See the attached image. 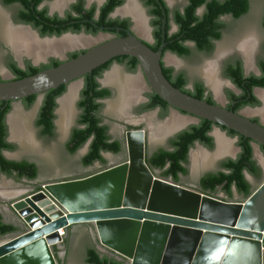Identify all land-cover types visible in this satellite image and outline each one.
Returning <instances> with one entry per match:
<instances>
[{
    "label": "water",
    "instance_id": "water-1",
    "mask_svg": "<svg viewBox=\"0 0 264 264\" xmlns=\"http://www.w3.org/2000/svg\"><path fill=\"white\" fill-rule=\"evenodd\" d=\"M155 1L163 13L157 50L134 28L116 37L107 33L113 27L86 20L99 33L80 35L104 39L55 67L0 80V101H18L62 85L70 89L112 59L132 56L151 90L172 109L250 138L255 157L258 146H264L263 122L181 91L165 76L162 63L171 54L164 51L168 16L164 4ZM126 147V162L93 175L49 181L37 191L16 190L22 193L8 207L17 216L16 232L0 240V264H59L55 249L63 246L70 227L83 223L92 224L99 246L125 264H264V179L246 199L227 201L156 176L145 161L143 130L127 132Z\"/></svg>",
    "mask_w": 264,
    "mask_h": 264
},
{
    "label": "trees",
    "instance_id": "trees-1",
    "mask_svg": "<svg viewBox=\"0 0 264 264\" xmlns=\"http://www.w3.org/2000/svg\"><path fill=\"white\" fill-rule=\"evenodd\" d=\"M6 6L20 4L21 11L16 15L18 22L31 25L36 29L41 36H61L67 32L89 34H97L99 30L86 20H94L100 26H126L130 27L131 23L128 19H112L110 14L120 6L124 0H106L100 8V13L97 19V5L93 4L90 8H86L85 0H77L71 7V10L66 13L65 17L58 15H48L47 8L39 9L40 4L45 0H0ZM149 9V14L152 17L151 26L153 28V37L155 42L151 44L153 50H157L162 42V22L163 13L159 4L155 0H142ZM167 11L168 22L166 26V51H171L181 57H187L191 54V48L187 43H192L195 49L199 52H211L214 48V42L222 38L224 23L222 17L231 16L234 19H239L248 13L250 8V0H188L187 5L183 10L176 9L171 11L165 0H160ZM204 7L202 14H198V10ZM173 20L178 26L175 33H170V21ZM264 27V14L263 22ZM116 34L118 37L126 36L125 32H119L116 29L108 31ZM85 51V50H84ZM73 52L71 58L78 56L84 52ZM119 59L123 62H128V66L132 71H135L139 66V61L132 56H120ZM62 61L52 58L48 64H43L40 67L32 66L28 63V67L24 70L19 68L10 58L8 63L10 68L16 75V79H21L26 76L36 74L44 69L55 67ZM108 68V64L105 65ZM163 72L167 79L178 89L184 91L196 98L205 99L210 103H214L212 97L206 94V88L202 82L197 81L192 90L186 89L187 75L181 72L174 75L172 67L165 66L162 63ZM103 67L100 70H94L92 74L85 75V84L81 91V98L78 107L81 110L79 125L73 129L71 137L67 143V149L70 153H75L88 140L91 139L89 152L83 157V163L90 165L95 161L104 163L101 152L119 151L120 142H109L108 126L102 124L101 118L98 115L101 103L98 99L109 96L108 89L100 88L97 78L101 76ZM260 75L245 76L243 71L242 61L240 59L229 63L224 68L225 76L239 88L242 92L236 94L233 91H227L226 95L229 100L228 109L238 112L244 106H260V100L253 94V89L256 87L264 88V59L259 63ZM67 89V85L59 86L45 93L44 100L40 109L37 124L42 130L43 135H54V110L56 107V99L61 96ZM35 96L26 99L27 106L34 102ZM235 106L233 104L235 102ZM5 106V111H0V168L5 169V172L11 175L14 169L18 175L17 179L27 178L34 180L37 177L38 168L35 163L27 161L13 162L2 156L3 149H11L13 145L6 142V125L4 122L5 114L10 108V103L1 102ZM155 106H160L165 112L168 111V104L162 100L157 94L152 93L150 103L147 108L153 109ZM215 124L206 119H201L197 125L191 126L189 129L180 132L172 141V150H160L153 154L151 158L146 159L150 168H159L162 170V176L165 178L171 177L177 182L179 174H187L188 169L185 166L188 160L190 148L195 142H200L212 149L214 147V139L209 134ZM228 131V134L238 137V146L240 152L234 159L225 160L222 163V170L211 172L204 175L200 180L202 190L209 194H214L219 188L232 198L233 190L242 194L246 199L252 194L251 184L246 178L245 172L254 176L260 175V167L253 158L254 149L252 140L243 135L237 134L235 131L222 127ZM264 152V146H261ZM168 165L165 169L164 167ZM16 227L13 224L6 223L2 220L0 213V235L4 236L15 232ZM86 262L88 264H123L108 255L101 254L96 247H91L87 250ZM59 264L61 261L59 260Z\"/></svg>",
    "mask_w": 264,
    "mask_h": 264
},
{
    "label": "rangeland",
    "instance_id": "rangeland-1",
    "mask_svg": "<svg viewBox=\"0 0 264 264\" xmlns=\"http://www.w3.org/2000/svg\"><path fill=\"white\" fill-rule=\"evenodd\" d=\"M75 1L76 0H52L47 2L44 7L49 9V13L51 15L63 16L71 7V5L75 3ZM87 1L88 0H86V2ZM130 2L131 6L135 8V15L140 18L142 17L141 20L143 19L144 22L141 21V24L138 26V21L133 14L128 15L116 13L115 18L123 17L132 19L135 23L138 35H140L142 38L153 41V39L150 37L152 31L150 14L142 0H124L123 4L118 8V10L125 7ZM167 2L170 9L174 11L176 9H183L188 3V0H167ZM102 3H104V0H91V4L100 5ZM263 14L264 0H250L249 11L241 18L234 19L231 16L222 17L221 20L224 23L223 35L221 39L214 42V48L211 52H199L195 49L192 43H189V46L192 50L189 56L178 57L173 54H167L166 60L168 64L170 63L171 65H175L180 70H182L192 81L198 80L205 83L209 88L212 97L225 106L228 103L226 98L227 91L239 93V90L224 74V68L227 64L240 59L244 65L245 71L248 74L259 75L260 73L259 63L264 59V27L262 25ZM16 15L17 8L15 6H6L0 1V74L4 78L10 77V75L7 74L5 70L7 52L13 51L17 55L18 59L23 57L31 59L32 57L26 53L18 52L11 44L10 31L16 29H28L26 26H23V24L17 21ZM176 30L177 26L174 22H172L171 32L173 33ZM30 31L35 39L40 41L46 40L38 38L32 30ZM72 35L73 34L70 36ZM96 43V41H92L91 43L84 42V44L65 50L61 54H47L45 55L46 57L43 56L42 59L40 58V60L35 61V63L39 65L48 61L50 58H64L69 52L88 49ZM247 43L249 44L248 49H246L247 47L245 46ZM110 73V76H107V80L120 76L123 77L125 83H127V80H130L134 77L135 79L141 81L143 85L142 92H139L141 90L140 89L138 94L142 93L144 95V93L149 91L148 86L143 83L142 71H138L134 76L116 65L113 67V70ZM211 76L212 78L210 80L209 77ZM107 80H105V82ZM127 85L128 84H126V86ZM72 86L75 87H73L72 91L67 92L64 96H62L57 105V113L55 118L56 124L54 135L52 137H46L40 133L39 128L35 123V118L37 115L36 107H26L22 102L14 103L15 107L10 118V126L12 127L13 133L11 136V141L16 145L13 154L17 157L27 158L36 162L40 170L39 177L30 185V187H34L37 184L49 181H61L82 177L88 172L81 164L83 149L75 154H70L66 150V142L71 129L77 125V119L79 115L78 101L81 91L80 80L74 82ZM128 89L129 87L127 86V101L135 100L138 94L135 97H131L128 93ZM259 98L262 101L260 106H257L256 108H246L244 110V114L260 117L262 122H264V94ZM110 102H108V106H105L106 104H104L102 108V115L106 123L115 127V125H117V120L121 119L123 114L121 112V108H111ZM173 117L179 120L177 121L178 125L173 128L166 127L169 120H171ZM126 120L131 126H144L145 129L150 133L151 140H153L151 142H156L155 144H152L155 145V148L159 146H166V141H164L163 137V135L166 133L164 132L166 129H180L198 122L197 119L187 117L186 115H183V113L177 111H173L172 116L167 117H161L156 111H150L142 117H128ZM161 131L164 132V134L161 133ZM212 134L217 140L216 148L209 150L203 145L197 144L196 147L192 149L191 153V160L189 163L191 174L183 180L184 183L190 184L196 190L200 189L198 186V178L200 175L209 171L217 170L220 166V159L222 157H236L239 153L238 140L236 136L228 134L222 127L217 125L214 126ZM113 136L115 138L122 137L121 130L115 128L113 131ZM259 152L257 153L258 156H256L262 159V152ZM108 158L109 160L105 165L97 164L96 167L91 169V171H98L102 168L118 164L126 159L123 155L111 157L108 156ZM246 174L251 182L253 190H255L261 184L264 178H254L248 172H246ZM155 175L165 178L159 171H156ZM166 179L170 178L168 177ZM23 185L24 183L22 181L17 182L13 178H0V210L2 212L8 209V207L11 205V202L16 199L15 197L17 195L22 193H16L15 191L22 189ZM13 189L15 190L13 193L15 196L11 195V191ZM213 195L228 198L221 188H219ZM234 198L236 200L244 199V196L234 190ZM9 218L8 220L10 221ZM88 241V236L84 235L82 236V241L80 240L78 243L72 244L70 255L73 264H85L84 243Z\"/></svg>",
    "mask_w": 264,
    "mask_h": 264
},
{
    "label": "flooded vegetation",
    "instance_id": "flooded-vegetation-1",
    "mask_svg": "<svg viewBox=\"0 0 264 264\" xmlns=\"http://www.w3.org/2000/svg\"><path fill=\"white\" fill-rule=\"evenodd\" d=\"M50 1H52V0H45V1H43L41 4H40V6L41 5H43L42 7H40L39 6V9H43V8H46V7H44V5L47 3V2H50ZM86 1V0H85ZM105 1L106 0H104V3H105ZM77 2V0L75 1V3ZM89 2H91V0H88L87 2H86V4H85V7L86 8H90L93 4H91L90 3V6H88V4H89ZM104 3H102L101 4V6L104 4ZM165 3H166V5H167V7L170 9V7L168 6V2H167V0H165ZM123 4V3H122ZM121 4V5H122ZM143 4H144V2H143ZM73 5V4H72ZM72 5H71V7H72ZM97 5V10H96V16H95V19H97L98 18V16H99V13H100V8H101V6L99 7V4H96ZM120 5V6H121ZM145 5V4H144ZM187 5V4H186ZM185 5V6H186ZM13 6H15L16 8H17V14L21 11V6H20V4H14ZM120 6H118V7H120ZM146 6V5H145ZM71 7L68 9V11L67 12H69L70 10H71ZM147 8V7H146ZM116 9V8H115ZM147 10H148V12H149V9L147 8ZM171 10V9H170ZM180 10H183V9H180ZM47 11H48V15H50V16H54V15H51L50 13H49V9L47 8ZM99 11V12H98ZM115 11V10H114ZM114 11L112 12V13H114ZM172 11V10H171ZM66 12V13H67ZM117 12V11H116ZM116 12H115V14H116ZM66 13L63 15V16H60V15H58L59 17H65V15H66ZM112 13L110 14V18H112V19H128L129 21H130V23H131V25H130V27L128 28V27H126V26H117V27H113V26H110V27H113V30L114 29H116L117 31H119V32H125L126 33V29H130V28H134V32L138 35V33H137V31H136V28H135V23H134V21L132 20V19H130V18H123V17H119V18H115V14H114V16H111L112 15ZM132 16V15H131ZM133 17V16H132ZM151 21H152V17H151V15H150V23H151ZM172 22H174L173 20H171L170 21V25H171V23ZM175 23V22H174ZM21 24H23V23H21ZM92 24V23H91ZM23 25H25V26H30V27H32L31 25H27V24H23ZM94 25V24H93ZM95 26V25H94ZM177 26V25H176ZM96 27V26H95ZM151 28H152V26H151ZM32 30L33 31H35L39 36H40V38H45V37H53V36H41L40 35V33L36 30V29H34L33 27H32ZM177 30H178V26H177ZM176 30V31H177ZM111 31V30H110ZM175 31V32H176ZM175 32H173V33H175ZM67 33H71V34H73V35H80L81 33H86V32H81V33H73V32H67ZM67 33H64V34H67ZM99 33V32H98ZM97 33V34H98ZM107 33H109L108 31H107ZM170 33H172L171 32V29H170ZM63 34V35H64ZM86 34H88V35H93V34H89V33H86ZM97 34H95V36L97 35ZM110 35H113V36H116V34H112V33H109ZM62 36V35H61ZM140 36V35H139ZM58 37H60V36H58ZM116 37H118V36H116ZM141 37V36H140ZM150 37L153 39V41H150L149 39H146V38H143L146 42H148L150 45L151 44H153L154 42H155V39H154V37H153V28H152V31H151V35H150ZM188 45H189V43H187ZM93 46V45H92ZM91 46V47H92ZM90 47V48H91ZM89 49V48H88ZM86 51L87 49H81V50H78V51H73V52H81V51ZM84 51V52H85ZM73 52H69L68 54H66L65 55V57L64 58H54V59H59V60H61V61H64V60H68V59H71V57H70V54L71 53H73ZM166 52H170L171 53V55L173 54V55H176V56H178V57H181V56H179V55H177V54H175V53H173V52H171V51H166ZM63 53V52H62ZM51 55H53V54H51ZM126 56V55H125ZM46 57V56H45ZM119 57L120 56H118V57H116V58H114V59H112L111 61H109V62H107L106 64H108V68L105 66L106 64H104V65H102V66H100V67H98L97 69H95V70H100V69H102L103 67H105L103 70H102V73H101V76L100 77H98L97 78V81H98V83H99V85H100V88H104V89H108L109 91H110V94H109V96H107V97H104V98H102V99H98L97 100V102H99V103H101V109H100V111L98 112V115H99V117L101 118V121H102V124H104V125H107L108 126V135H109V142H114V141H119L120 142V150L119 151H107V150H103L102 152H101V154H102V157H103V159H104V163L103 162H100V161H95V162H93L92 164H90V165H85L84 163H83V157L89 152V148H90V144H91V139L90 140H88L82 147H80L75 153H77L78 151H80V150H82L83 151V155H82V157H81V164H82V166L88 171L87 173H86V175H83L82 177H87V176H90V175H93V174H95V173H98V172H100V171H103V170H105V169H107V168H109V167H112V166H114V165H112V166H108V167H105V168H102V169H100V170H98V171H91V169H93L94 167H96V165L97 164H100V165H105L106 163H107V161L109 160V158H108V156L109 157H111V156H119V155H123V156H125V158L126 159H124V161H122V162H120V163H123V162H126L128 159H129V153H128V150H127V147H126V134H127V132H129V131H132V130H143L144 132H145V161H146V159H149V158H151V156H153V154H155L156 152H158V151H160V150H162V149H164V150H172L173 149V146H172V141H173V139H175V137L180 133V132H182V131H184V130H187V129H189L191 126H193V125H197L199 122H200V120L199 119H197L196 117H193V116H191V115H188V114H185V113H183V112H180V113H183V115H186L187 117H192V118H195V119H197L198 120V122L197 123H195V124H192V125H189V126H186V127H183V128H178V129H166L164 132H166L165 134H164V132H162L161 131V133H163L164 135H163V137H164V141H166L165 142V144H166V146H159V147H157V148H155L154 146L155 145H152V144H155L156 142L154 141V142H151V141H153V140H151V137H150V133L145 129V127L144 126H131L130 124H129V122L126 120V118H128V117H136V116H144L145 114H147L148 112H150V111H156L161 117H167V116H172V114H173V111H175L174 109H172V107L168 104V111L166 112V114H165V112L161 109V107L160 106H155V107H153V109H144V108H147V105L150 103V99H151V94L152 93H154L152 90H151V88L149 87V85H148V83H147V81H146V79H145V77H144V75H143V83L146 85V86H148V88H149V91H147L146 93H144V95L142 94V93H140V94H138V96L136 97V99L135 100H133V101H127V98H126V92H127V86H126V84H128V82H129V80H127V83H125V80H124V78L123 77H120V76H117V77H115L114 79H110V80H107V76L108 75H110L111 73V71L113 70V67L114 66H119V67H121L124 71H127V72H129L131 75H134L135 76V74L138 72V71H142L141 70V68H140V65L138 66V68L135 70V71H132L130 68H129V66H128V62H126V61H128V60H126V61H121L120 59H119ZM166 57H167V55L165 56V59H164V65L165 66H168V67H172L173 68V70H174V75H177V74H179V73H181V72H183L182 70H180L178 67H176L175 65H171L170 63L168 64V62H167V60H166ZM10 58V60H12L14 63H16V65L19 67V68H21V69H26L27 67H28V63L29 64H31L32 66H35V67H40L41 65H43V64H48L49 62H50V60L52 59V58H50L48 61H46V62H44V63H42V64H39V65H37L36 63H35V61H39L40 59H38V60H35L34 58H32L31 57V59H29V58H27V57H23V58H21V59H18V57H17V55L13 52V51H9V52H7V56H6V62H5V70H6V72H7V74H9L10 75V77L9 78H4L1 74H0V80H13V79H16V75H15V73L12 71V69L10 68V65H9V63H8V59ZM42 59V58H41ZM242 65H243V63H242ZM45 70V69H44ZM43 71V70H42ZM243 71H244V75L247 77V76H250V75H252V74H248L246 71H245V68H244V65H243ZM259 71H260V69H259ZM41 72V71H40ZM93 73V72H92ZM92 73H90V74H92ZM142 74H143V72H142ZM261 74V71H260V73H259V75ZM34 75V74H33ZM254 75H256V74H254ZM130 78H131V76H130ZM134 78V77H133ZM132 78V79H133ZM80 80V84H81V91H82V89H83V87H84V84H85V76L84 77H82L81 79H79ZM105 80H107L106 82H105ZM230 80V79H229ZM139 81V80H138ZM198 80H195V81H192L191 79H189V77L187 76V85H186V89H189V90H192L193 88H194V85H195V83L197 82ZM231 81V80H230ZM200 82H202V81H200ZM140 83H141V81H140ZM203 83V82H202ZM141 85H142V83H141ZM203 85L205 86V88H206V94L207 95H210L211 97H212V95H211V93H210V91H209V88L206 86V84L205 83H203ZM234 85V84H233ZM122 87V88H121ZM236 87V86H235ZM237 88V87H236ZM238 90H239V93H236V94H240L242 91L239 89V88H237ZM254 89H255V93H254ZM253 89V94L260 100V98H259V96L257 95V92H256V87ZM142 90H143V85H142V88H141V90L139 91V92H142ZM81 91H80V97H79V101H80V98H81ZM67 92H69V88H68V85H67V89H66V91L61 95V96H59L57 99H56V107H55V110H54V115H55V117H54V127H55V118H56V113H57V105H58V103H59V100H60V98L62 97V96H64ZM46 93V92H45ZM45 93H43V94H41V95H32V96H35V99H34V102L30 105V106H27V104H26V99H28L29 97H31V96H29V97H27V98H24V99H21V100H18V101H14V102H6V105L7 104H9L10 103V108L8 109V111L6 112V114H5V118H4V122H5V125H6V132H7V134H6V142L7 143H10V144H12L13 145V148H11V149H3L2 151H1V154H2V156L3 157H5L7 160H10V161H13V162H23V161H27V162H30V163H35L36 164V166H37V168H38V173H37V177H36V179H34V180H29V179H27V178H22V179H17L16 177H17V175H18V173L13 169L12 171V173H11V175H9L8 173H6L5 172V169H3V168H0V178H13V179H15L17 182H20V181H22L23 183H24V185H23V187H22V189H24V190H27V191H37V190H40L41 189V186L44 184V183H40V184H37L36 186H34V187H30V185L34 182V181H36L37 180V178L39 177V173H40V170H39V166H38V164L36 163V162H34V161H32V160H29V159H27V158H20V157H17L16 155H14L13 153H14V150H15V148H16V145H15V143L14 142H12L11 141V136H12V127L10 126V118H11V115H12V112H13V110H14V103H17V102H22V103H24V105L26 106V107H29V108H37V115H36V118H35V123H36V125H37V127L39 128V131H40V133L42 132V130H41V128L38 126V124H37V121H38V117H39V113H40V109H41V106H42V103H43V100H44V96H45ZM235 93V92H234ZM226 98H227V95H226ZM212 99H213V101H214V103H216V102H218V101H216L213 97H212ZM115 100V101H114ZM227 100H228V98H227ZM79 101H78V103H79ZM110 101H114V102H110ZM1 102H4V101H0V103ZM108 102H110V106H111V108H113V109H115V108H121V112H122V114H123V117L121 118V119H119V120H117V125H115V127L114 126H110L108 123H106L105 122V120H104V117H103V115H102V108H103V106H104V104H106L105 106H108ZM240 101H238V102H235L234 104H233V106H235L236 105V103H239ZM260 102H262L261 100H260ZM229 105V100H228V103L225 105V107L227 108V106ZM256 108L257 106H254V107H251V106H244V107H242L241 109H239L238 110V112H240V113H243L244 114V110L246 109V108ZM5 106H3V105H1L0 104V111L1 112H3V111H5ZM78 109H79V115H78V119H77V125L76 126H74L72 129H71V132H70V134H69V137H68V139H67V142H66V150L68 151V149H67V143H68V141H69V139H70V137H71V134H72V132H73V129L74 128H77V127H81L80 125H79V118H80V115H81V110H80V108L78 107ZM178 112V111H177ZM248 117H250L251 119H253L254 121H257V122H262V120H261V118L260 117H256V116H249V115H247ZM216 125V124H215ZM214 125V126H215ZM214 126L212 127V130H211V132L209 133L212 137H213V139H214V147L212 148V149H214V148H216V146H217V140H216V138H215V136H213V134H212V131H213V129H214ZM218 126V125H217ZM219 127H222V126H219ZM120 129L121 130V134H122V137H119V138H115L114 136H113V131H114V129ZM55 129V128H54ZM164 130V129H163ZM225 130V129H224ZM227 133H228V131L227 130H225ZM42 134V133H41ZM43 135V134H42ZM43 136H46V137H52V136H47V135H43ZM237 140H238V137H237ZM197 144H201V145H203L204 147H206V148H208L207 146H205L204 144H202V143H200V142H195L194 144H193V146L190 148V151H189V154H188V160H187V163L185 164V166L187 167V169H188V173L187 174H179V178H178V180H177V182L176 183H178V184H180V185H183V186H186V187H189V188H192V189H195L193 186H191L190 184H188V183H184L183 182V180L186 178V177H188L190 174H191V169H190V167H189V163H190V160H191V153H192V149L194 148V147H196V145ZM152 147H154V148H152ZM152 148V149H151ZM209 150H212V149H210V148H208ZM69 152V151H68ZM239 152H240V148H239ZM261 152H262V159H260V158H258L257 156H256V153H255V157L253 156V158L256 160V162H257V164H258V166L260 167V170H261V172H260V175L259 176H254V175H252L254 178H259V177H264V152L261 150ZM70 153V152H69ZM75 153H70V154H75ZM234 159V158H236V157H232V156H228V157H222L221 159H220V166H219V168L217 169V170H215V171H209V172H206V173H203L202 175H200L199 176V178H198V186H199V188L202 190V188H201V186H200V180H201V178L204 176V175H206L207 173H211V172H218V171H220V170H222V163L225 161V160H228V159ZM120 163H118V164H120ZM147 163V162H146ZM263 164V165H262ZM115 165H117V164H115ZM148 165V164H147ZM149 166V165H148ZM168 165H166L165 167H164V169L167 167ZM150 168V167H149ZM154 173L156 172V171H159L161 174H162V170L161 169H159V168H150ZM78 178H81V177H78ZM171 180H173L171 177H169ZM166 179V178H165ZM264 179V178H263ZM248 181L250 182V180L248 179ZM175 182V181H174ZM46 183V182H45ZM250 184H251V182H250ZM251 188H252V185H251ZM235 190V189H234ZM234 190H233V196H232V198H225L227 201H234L235 200V198H234ZM13 191H15L14 189L11 191V192H13ZM236 191V190H235ZM254 190L252 189V192H253ZM237 192V191H236ZM240 194V193H239ZM242 195V194H241ZM245 199V198H244ZM0 213H1V215H2V220L4 221V222H6V223H10L11 221H13L12 223H16L17 222V216L15 215V213L13 212V211H10L9 209H7V210H4L3 212L0 210ZM10 217V218H9ZM8 218L10 219V221L8 220ZM16 232V231H15ZM13 233V232H12ZM9 234H11V233H9ZM8 235V234H7ZM1 236V235H0ZM4 236H6V235H4ZM1 237H3V236H1ZM99 245V244H98ZM71 248H72V244L70 243V244H68L66 241H64V244H63V246L62 247H60V248H57V249H55V254H56V256H57V258H58V260H60L61 261V263H63V264H73L72 263V259H71ZM89 248H91V247H89ZM88 248V249H89ZM97 248V247H96ZM87 249V250H88ZM98 249V251L101 253V254H103V255H108V256H110V257H113V258H115V259H117L114 255H112L111 254V252H109V251H102V250H100L99 248H97ZM87 250H86V253H84V263L85 264H88L87 262H86V255H87ZM118 260V259H117ZM121 261V260H120ZM123 262V264H125L124 263V261H122Z\"/></svg>",
    "mask_w": 264,
    "mask_h": 264
},
{
    "label": "bare ground",
    "instance_id": "bare-ground-1",
    "mask_svg": "<svg viewBox=\"0 0 264 264\" xmlns=\"http://www.w3.org/2000/svg\"><path fill=\"white\" fill-rule=\"evenodd\" d=\"M134 9L135 8H133L131 6V2H130L125 7L117 10L116 13L135 15ZM136 10H137V8H136ZM138 14H139V12H138ZM135 17L138 21L137 23L139 26L141 24V21H143V19L141 20L142 17L140 18L136 15H135ZM10 32H11V35H10L11 44L13 45V48L15 47L18 52H22V53H26L28 55H31L33 58H35V60H38L47 54H61L65 50H68V49H71L73 47H77V46L84 44V42L85 43L86 42L91 43L92 41L98 42V41H101L102 39H104L103 35H99L96 38H90L88 36H83V35H81V36H74V35L70 36V34H67L66 36H63L59 39H51V40L46 39V40L40 41L38 39H35L33 37V35L30 33L31 31L28 29H26V30H19V29L17 30L16 29V30H13ZM98 39H100V40H98ZM245 46L247 47L246 49H248L249 44L247 43V44H245ZM209 69H211V68H209ZM110 78H112V77H110ZM211 78H212V76L209 77L210 80H211ZM75 86H72V84H71L69 92L72 91L73 87H75ZM128 87H129L128 93L130 94V96L135 97L138 94V91L141 89L142 85H141L140 81H138L137 79L134 78V79L129 80ZM256 92L260 96H262L264 94L263 89H256ZM177 121H179V120H177L175 117H173L171 120H169L166 127L173 128V127L177 126L178 125Z\"/></svg>",
    "mask_w": 264,
    "mask_h": 264
},
{
    "label": "crops",
    "instance_id": "crops-1",
    "mask_svg": "<svg viewBox=\"0 0 264 264\" xmlns=\"http://www.w3.org/2000/svg\"><path fill=\"white\" fill-rule=\"evenodd\" d=\"M258 95V94H257ZM259 96V95H258ZM260 97V96H259ZM261 146H258V149H256V155L259 151H261ZM239 151V150H238ZM237 151V153H238ZM261 153V152H259ZM258 156V155H257ZM198 191H201V192H204L203 190L199 189ZM206 193V192H204ZM206 194H209V193H206ZM209 195H212V194H209ZM212 196H215V197H218L216 195H212ZM220 199H223V200H226L225 198L223 197H218ZM243 199H235L234 201H242ZM13 221L10 222V224H13L12 223ZM88 236V239L89 241L88 242H85L84 243V253H86V250L89 248V247H97L99 248L100 250L102 251H105L104 249H102L99 245H98V238H97V235L95 234L94 230H93V226L92 224H89V223H83V224H77L75 226H72L69 228L68 232L66 233V237H65V241L68 243V244H76L78 243L80 240L82 241V236ZM4 237V236H3ZM0 236V240L3 238ZM106 252V251H105Z\"/></svg>",
    "mask_w": 264,
    "mask_h": 264
},
{
    "label": "built area",
    "instance_id": "built-area-1",
    "mask_svg": "<svg viewBox=\"0 0 264 264\" xmlns=\"http://www.w3.org/2000/svg\"><path fill=\"white\" fill-rule=\"evenodd\" d=\"M60 232H61V235H63L64 232L62 230Z\"/></svg>",
    "mask_w": 264,
    "mask_h": 264
}]
</instances>
